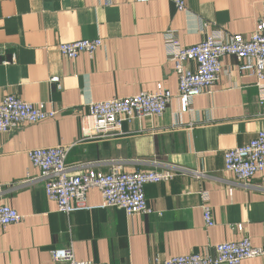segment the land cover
Returning a JSON list of instances; mask_svg holds the SVG:
<instances>
[{
	"label": "crops",
	"instance_id": "obj_1",
	"mask_svg": "<svg viewBox=\"0 0 264 264\" xmlns=\"http://www.w3.org/2000/svg\"><path fill=\"white\" fill-rule=\"evenodd\" d=\"M178 12L166 0H0V103L14 96L44 105L53 119L0 134V206L21 222L0 228V264H53L51 253L71 248L77 261L97 264H161L248 238L264 248V189L224 172L223 154L264 131V104L254 77L231 57L222 60L218 83L181 113L178 77L168 58L166 35L183 48L207 36L248 38L264 0H184ZM100 39L92 55L71 60L60 44ZM192 70L193 66L188 65ZM161 85L175 98L160 119L123 123L105 140L82 141L87 105L153 93ZM71 147V173L90 168L107 174L175 170L167 183L149 184L150 215L126 217L116 208L63 215L45 195L27 153ZM83 165H90L86 168ZM31 181V182H30ZM208 193L214 226L205 227L202 193ZM89 207L101 198L86 195ZM241 227V231L237 230ZM242 264H264V258Z\"/></svg>",
	"mask_w": 264,
	"mask_h": 264
},
{
	"label": "built area",
	"instance_id": "obj_2",
	"mask_svg": "<svg viewBox=\"0 0 264 264\" xmlns=\"http://www.w3.org/2000/svg\"><path fill=\"white\" fill-rule=\"evenodd\" d=\"M108 4L110 0H102ZM153 0H136L147 4ZM163 1V0H156ZM171 2L178 12L185 10L184 0H166ZM207 36L201 43L183 48L173 31L165 37L168 58L178 77L176 99L181 113H186L192 100L208 95L218 83L222 73V60L225 57L235 59L237 69L254 77L259 89L260 103L264 104V6L261 17L255 25L252 35ZM100 39L81 40L60 44L57 52L67 59L74 60L80 55L92 56L100 47ZM192 65L193 69H187ZM175 97L161 85L153 93H140L134 97L111 99L87 105V115L82 126V141L108 139L121 132L123 123L145 118L160 119ZM54 112L47 111L44 105H32L14 96L5 97L0 103V134H8L25 125L53 119ZM71 147H52L30 150L27 153L32 167L40 172L47 199L56 205L63 215L90 211L93 209L116 208L126 217L150 215L144 195L149 184L167 183L175 170L161 172H124L120 167H112L107 174L97 173L90 165L80 173H71L66 166V158ZM224 172L232 175L239 183L250 186L251 181L259 177L260 187L264 189V131H259L248 144L226 151L223 154ZM31 182V181H30ZM96 189L101 203L89 207L86 195ZM202 213L205 227L214 226L208 193L201 194ZM21 216L8 206H0V228L16 225ZM241 231V227H237ZM264 258V248L253 247L248 238L234 243H224L213 248V255L190 254L175 257L161 264H242L245 260ZM53 264H97L77 261L72 249L66 248L51 253Z\"/></svg>",
	"mask_w": 264,
	"mask_h": 264
}]
</instances>
